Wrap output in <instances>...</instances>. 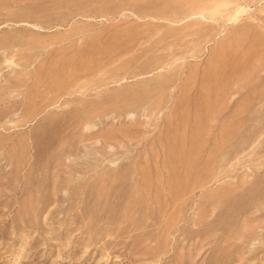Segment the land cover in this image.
<instances>
[{"label": "rangeland", "instance_id": "374dc122", "mask_svg": "<svg viewBox=\"0 0 264 264\" xmlns=\"http://www.w3.org/2000/svg\"><path fill=\"white\" fill-rule=\"evenodd\" d=\"M0 264H264V0H0Z\"/></svg>", "mask_w": 264, "mask_h": 264}, {"label": "bare ground", "instance_id": "6f19581e", "mask_svg": "<svg viewBox=\"0 0 264 264\" xmlns=\"http://www.w3.org/2000/svg\"><path fill=\"white\" fill-rule=\"evenodd\" d=\"M241 11H237V12H235V14L233 15V19L235 20L236 18H237V15L240 13Z\"/></svg>", "mask_w": 264, "mask_h": 264}]
</instances>
